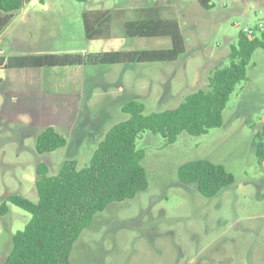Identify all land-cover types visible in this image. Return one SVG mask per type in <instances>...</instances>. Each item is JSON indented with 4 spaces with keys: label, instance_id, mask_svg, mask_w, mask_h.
<instances>
[{
    "label": "rangeland",
    "instance_id": "obj_1",
    "mask_svg": "<svg viewBox=\"0 0 264 264\" xmlns=\"http://www.w3.org/2000/svg\"><path fill=\"white\" fill-rule=\"evenodd\" d=\"M159 2L172 7L185 40L184 54L171 61L87 64L82 98L49 97L39 120L32 114L33 124L30 113L21 109L15 111L19 121L0 120V203L10 194L36 202L37 163H46L50 175L66 159L86 166L106 131L128 118L124 102H142L144 113L176 107L184 96L206 87L215 66L227 63L240 31H258L260 22L264 27V0H210L209 6L199 0ZM117 5L126 2L42 0L34 8L25 3L0 33V56L59 54L84 44L93 53L170 46L169 37L119 33L80 41L83 11ZM126 64L132 66L122 78ZM247 78L230 95L219 128L202 135L182 132L172 143L147 130L137 135L147 188L97 212L75 240L71 264H264V167L254 147L264 113V48L253 52ZM4 104L0 95V114ZM24 107V102L17 104ZM46 126L67 142L38 153L36 137ZM200 158L224 165L234 182L211 197L202 195L195 183L180 182L178 167ZM29 218L11 203L0 215V264L11 250L13 233Z\"/></svg>",
    "mask_w": 264,
    "mask_h": 264
},
{
    "label": "trees",
    "instance_id": "obj_2",
    "mask_svg": "<svg viewBox=\"0 0 264 264\" xmlns=\"http://www.w3.org/2000/svg\"><path fill=\"white\" fill-rule=\"evenodd\" d=\"M30 0H0V33L15 12ZM87 2L88 0H76ZM208 0H199L209 6ZM170 5L150 4L134 7L85 10L83 31L87 40L123 34L134 37H169L167 48H142L98 53L20 55L4 58L0 66L44 67L120 62H158L175 60L185 52V40ZM258 28V27H257ZM238 34L230 46L227 63L215 66L205 88L184 96L174 108L144 113V105L130 99L122 105L128 118L113 124L94 149L86 166L75 159L63 161L59 171L48 174V166L39 162L35 169L36 202L19 194H10L0 203V215L14 204L30 214L24 227L13 233L12 247L3 264H71L70 253L75 240L90 225L94 215L110 203L133 198L147 188L146 171L141 164L143 150L136 148L142 131L162 135L167 143L187 132L202 135L222 125L223 111L236 85L247 79V66L256 49L264 48V27ZM53 126H46L36 137L38 153L66 145ZM255 155L264 160V125L255 131ZM182 183H195L206 197L232 184L234 175L224 165L206 158L188 160L177 169Z\"/></svg>",
    "mask_w": 264,
    "mask_h": 264
},
{
    "label": "crops",
    "instance_id": "obj_3",
    "mask_svg": "<svg viewBox=\"0 0 264 264\" xmlns=\"http://www.w3.org/2000/svg\"><path fill=\"white\" fill-rule=\"evenodd\" d=\"M41 1L42 0H30L28 4L31 8H34ZM159 1L160 0H124L126 6H123V4L122 7L160 4ZM207 4H211L210 0L207 1ZM117 7H121V5L115 6V8ZM24 16L23 14L21 18H24ZM80 38V41L101 40V38L87 40L84 36V31H82ZM84 45L80 48L66 50L65 52L89 53L90 51L86 49ZM86 66L87 65H69L10 68L0 66V82H3L0 85V95L4 97L5 102L3 113L0 114V120L3 122L5 120L19 121L15 111L16 109H21L24 113H30V122L33 124L35 120L32 119V114L39 120L44 109V100H48L49 97L63 96L67 98H82L84 73L85 69L88 68ZM130 66L132 65L126 64V67L122 69V78H124V73L129 71L131 68ZM248 80L247 78L246 81L248 82ZM21 102H24L26 107L17 108V104H21ZM25 120L27 119L25 118ZM260 121V124L264 125V113ZM261 165L264 167V160Z\"/></svg>",
    "mask_w": 264,
    "mask_h": 264
},
{
    "label": "built area",
    "instance_id": "obj_4",
    "mask_svg": "<svg viewBox=\"0 0 264 264\" xmlns=\"http://www.w3.org/2000/svg\"><path fill=\"white\" fill-rule=\"evenodd\" d=\"M257 27H258V28H261V27H262V23L260 22V23L258 24ZM243 30H244L247 34H251V33L254 32L253 27H250V28H244Z\"/></svg>",
    "mask_w": 264,
    "mask_h": 264
}]
</instances>
